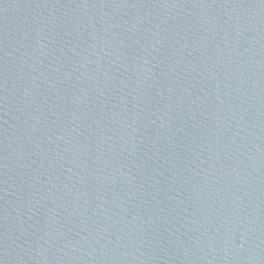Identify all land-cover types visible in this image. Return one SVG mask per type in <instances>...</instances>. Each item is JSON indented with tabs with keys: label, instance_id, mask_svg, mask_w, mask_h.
I'll return each mask as SVG.
<instances>
[{
	"label": "water",
	"instance_id": "1",
	"mask_svg": "<svg viewBox=\"0 0 264 264\" xmlns=\"http://www.w3.org/2000/svg\"><path fill=\"white\" fill-rule=\"evenodd\" d=\"M0 264H264V0H0Z\"/></svg>",
	"mask_w": 264,
	"mask_h": 264
}]
</instances>
